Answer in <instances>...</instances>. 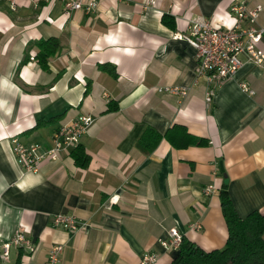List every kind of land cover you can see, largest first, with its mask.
<instances>
[{
    "label": "crops",
    "instance_id": "1",
    "mask_svg": "<svg viewBox=\"0 0 264 264\" xmlns=\"http://www.w3.org/2000/svg\"><path fill=\"white\" fill-rule=\"evenodd\" d=\"M12 1L0 0V243L20 229L32 249L12 248L0 264H45L54 245L63 246L60 264H140L145 253L170 264L177 250L160 242L173 228L204 251L221 249L224 187L240 218L264 213V64L240 55L234 78L213 87L196 78L195 51L175 39L197 17L232 27L239 3L261 6L243 26L264 28V0H99L91 14ZM48 39L59 49L43 69L37 43ZM164 86L188 95L155 91ZM82 116L93 123L76 147L36 173L16 164L11 138L47 149ZM176 128L208 145L176 148L167 138ZM77 147L86 167L75 163ZM55 215L75 217L82 231L53 228Z\"/></svg>",
    "mask_w": 264,
    "mask_h": 264
},
{
    "label": "built area",
    "instance_id": "2",
    "mask_svg": "<svg viewBox=\"0 0 264 264\" xmlns=\"http://www.w3.org/2000/svg\"><path fill=\"white\" fill-rule=\"evenodd\" d=\"M12 7L14 5L13 1ZM63 5L65 13L82 11L85 14L94 13L98 7L99 0H55ZM154 5V0L149 1ZM262 11L261 6L248 9L243 3L234 4L230 7V14L234 18V25L229 28H221L212 25L211 22L197 17L190 19L187 30L184 33H177L175 39L184 41L195 51L196 78H204L209 85L219 87L226 81L233 79L241 63L238 59L244 55L248 62L261 66L264 64V51L259 45L264 41V28H256L251 25L243 26L244 23H254ZM240 90L248 95L254 92L245 83H240ZM157 93L174 95L185 98L188 89L181 86H164L155 89ZM212 91L207 93V100L210 101ZM93 123L91 117L82 116L69 125L60 127L52 137L50 148L42 149L41 145H24L16 137L11 138L12 153L16 164L28 173H36L39 163L43 160L56 161L63 148L76 147L81 136ZM212 187L205 190L209 194ZM52 226L56 229H63L72 235L82 231V225L77 219L70 215H55ZM193 228H198L196 225ZM183 236L177 229H170L167 238L160 242L166 250H178L182 243ZM12 248L32 249L31 241L20 229L16 230L7 242L0 243V258L5 259ZM63 253L62 245H54L49 249L45 264H60ZM140 264H156V257L151 253H145Z\"/></svg>",
    "mask_w": 264,
    "mask_h": 264
},
{
    "label": "trees",
    "instance_id": "3",
    "mask_svg": "<svg viewBox=\"0 0 264 264\" xmlns=\"http://www.w3.org/2000/svg\"><path fill=\"white\" fill-rule=\"evenodd\" d=\"M167 19L164 16L162 22L172 28ZM37 46L39 50L36 59L46 69L48 60L58 51L59 43L48 39L39 41ZM110 110L114 111L116 107ZM151 132L150 129L146 130L143 138ZM167 138L176 148L208 145L207 141L190 136L182 128H176L175 135ZM174 138L176 142L173 141ZM73 156L77 165L87 166L89 158L78 147ZM225 188L220 192L222 214L227 227V239L223 248L207 252L183 238L170 264H264V213L254 211L245 218H240Z\"/></svg>",
    "mask_w": 264,
    "mask_h": 264
},
{
    "label": "water",
    "instance_id": "4",
    "mask_svg": "<svg viewBox=\"0 0 264 264\" xmlns=\"http://www.w3.org/2000/svg\"><path fill=\"white\" fill-rule=\"evenodd\" d=\"M224 183L227 184L226 176L224 175Z\"/></svg>",
    "mask_w": 264,
    "mask_h": 264
}]
</instances>
